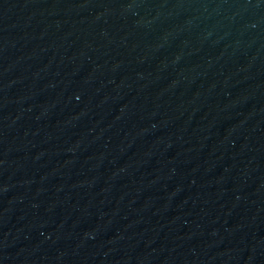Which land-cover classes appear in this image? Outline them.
I'll return each instance as SVG.
<instances>
[{"label": "water", "instance_id": "95a60500", "mask_svg": "<svg viewBox=\"0 0 264 264\" xmlns=\"http://www.w3.org/2000/svg\"><path fill=\"white\" fill-rule=\"evenodd\" d=\"M0 8L132 123L264 199V0H0Z\"/></svg>", "mask_w": 264, "mask_h": 264}]
</instances>
